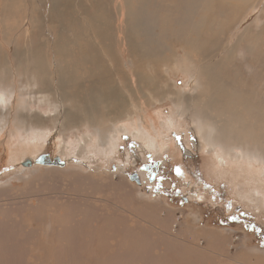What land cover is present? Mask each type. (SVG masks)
Instances as JSON below:
<instances>
[{
    "label": "rangeland",
    "instance_id": "374dc122",
    "mask_svg": "<svg viewBox=\"0 0 264 264\" xmlns=\"http://www.w3.org/2000/svg\"><path fill=\"white\" fill-rule=\"evenodd\" d=\"M26 1L17 0V17H21L17 44L21 41V45H26L29 35V18L33 21L39 11L37 15L47 18L48 0H33L36 13ZM152 1L155 5L156 0ZM210 2L213 25L197 35L209 39L213 32L221 33L215 50L209 53L211 60L222 55L220 48H226L237 66L240 64L237 77L244 80L252 70L254 88L264 94V0ZM184 7H188V0H163L159 12L164 20L174 19L177 10ZM11 17L12 13L5 15L4 31L10 27ZM42 25L36 42H44L41 54L45 69L50 70L53 57L49 53L62 46L63 37L60 30L53 32ZM247 26L256 30L246 32ZM174 31L167 26L166 33ZM162 41L175 52L174 56L167 50L165 61L156 66L144 64L142 69H158L160 84L168 85L170 91L191 92L195 80L189 73L190 64L183 59H197L198 52L182 45L176 36H162ZM119 44H115L118 52ZM248 45L252 48L247 54ZM248 55L249 62H243ZM174 57L183 62L176 63ZM128 59L131 68V56ZM75 74L77 79L82 76L81 71ZM25 75L19 70L15 80L10 73L7 76V71L0 72V84L16 82L20 99L0 91L6 102L0 105V264H264L263 161L237 158L220 162L216 154L219 146L210 150L198 122L187 113L180 114L168 96H151L130 104L125 115L103 116L96 131L77 126L61 133V114L37 92L36 78ZM259 93L252 100L255 107L263 109ZM76 98L72 95V100ZM51 110L59 115L53 123L48 121ZM41 117L45 119L38 126L44 136L36 139L27 123L40 121ZM101 131L108 134L104 140L100 139ZM41 154L61 158L64 164L56 167L34 163ZM27 160L31 164L24 166ZM144 163L158 165L153 179L142 170ZM139 202L146 203L143 209L153 205L158 210L144 215ZM167 213H172L171 221L175 218L193 230H213L227 242L208 246L211 238L181 235L187 241L165 245L163 233L178 230L176 224L168 227L158 219ZM194 241L207 247L204 254L190 250ZM228 242L237 249L227 246ZM174 250L178 253L166 254Z\"/></svg>",
    "mask_w": 264,
    "mask_h": 264
},
{
    "label": "bare ground",
    "instance_id": "6f19581e",
    "mask_svg": "<svg viewBox=\"0 0 264 264\" xmlns=\"http://www.w3.org/2000/svg\"><path fill=\"white\" fill-rule=\"evenodd\" d=\"M239 1L247 3V0ZM46 2H48L45 15L47 18L42 17L43 14L42 16L37 15L40 11L33 16V21L29 18L31 24L27 28L29 35L26 38V45H21V41L17 44V23H21V17H17V0L0 1V46H2L0 48V72L7 71V76L10 73L15 80L19 70L26 74L25 77L28 79L36 78L37 92H40L48 105H51V108L54 107L53 109H56L62 116L60 117V128H58L61 133L70 127L77 126L89 127L96 131L103 116H120L127 113L130 104L146 101L151 96L158 99L168 96L175 106H178L180 114L187 113L189 118L192 117L198 122V127L206 135L210 150L219 146V152L215 153L219 156L220 162L222 159L232 161L237 158L246 159L247 162L248 160L264 162V143H262L264 103H260L263 109L255 107L253 103L252 97L260 90L254 88L252 70L250 75L247 74L250 77L244 80L237 77L240 64L237 66V62L232 59L231 52L226 48H220L223 51L222 55L211 60L213 58L209 53L215 50L221 33L213 32L209 39L205 36L199 39L197 35L208 29L211 24L213 25L212 17L209 15L210 0H188V7H184V10H177L179 13L174 19L165 20L159 12L163 0H156L155 5H152L154 3L152 0H48ZM26 3L32 13L37 12L35 1L27 0ZM90 9L92 12L89 11ZM9 13H12L11 24L10 27L8 26L9 30L4 31V18ZM42 24L53 32L60 30L63 37L62 46L55 47L49 53L53 57L50 70L45 69L43 53L41 54L44 51V42L41 40L36 42V38L41 34ZM167 26L173 27L175 31L171 34L166 33ZM250 29L256 30L253 26H247L244 30L247 32ZM194 34L197 35L196 38ZM162 36L163 39L166 36H176L183 43L182 45L189 49L193 47L198 52L197 59L181 58L190 64L191 72L189 73L195 80L192 87L190 86L192 91L189 93H183L179 89L170 91L168 85H161L160 78L156 75L158 69L152 72L142 69L144 64L151 63L152 66H156L157 63L165 61L164 52L167 50L172 53L171 57L174 56L175 52L170 48L167 49ZM117 41L120 43L119 46L121 45L119 52L115 49L118 46H115ZM6 45L10 48H6ZM246 48L247 54L248 51L251 52L250 45ZM184 54L187 53L184 52ZM129 56L132 59L131 68L128 62L130 61ZM180 57L181 55L179 59ZM247 58L243 57V62H249L250 55ZM168 59L171 60V58ZM174 59L176 63L183 62L175 57ZM76 71H81L80 79L76 78ZM15 84L16 82L9 85L4 81L3 86L0 84V91H3L1 93L9 98L14 96L20 102ZM172 87L175 89L174 85ZM259 94L262 95L260 99L264 102V94L262 92ZM72 95L77 98L72 100ZM3 103H6L5 99L0 97V105ZM11 108L14 109L13 111L17 109L13 105ZM49 115L50 123L58 121L59 115L55 113V110H51ZM43 119L45 117H41L40 121L29 120L27 123L36 139L37 136L40 139L44 136L38 126L43 123ZM105 136L107 137L108 134L102 132L100 139L104 140ZM142 136L145 135L142 133ZM86 139L87 137L83 138V142ZM151 143L153 142H148V144ZM139 204L142 206L140 212L143 211L144 215L158 210L153 205L143 209L146 203L139 202ZM171 214L167 213L164 218L158 217L160 220L163 219L162 221L166 222L168 227L175 224V227H178V230L174 229L173 232H162V236L166 239L164 240L165 245L166 242L180 245L183 241H187L180 237L181 235H192L194 238L203 235L211 238L212 242L209 241L208 246L226 241V238L221 236L222 234L214 233L213 230L212 232L209 229L208 231L207 229L206 231L205 229L193 230L175 218L171 221ZM228 245L233 248L237 247L229 242ZM189 248L203 253L206 252L207 247H202L194 241L191 242ZM165 249L168 250L166 247L163 250ZM181 249L185 250L183 247ZM174 251L166 252V254L178 253V250ZM186 258L190 259L187 255ZM164 260L167 259L164 258ZM168 260L171 259L168 258ZM190 260L194 261L192 257Z\"/></svg>",
    "mask_w": 264,
    "mask_h": 264
},
{
    "label": "water",
    "instance_id": "95a60500",
    "mask_svg": "<svg viewBox=\"0 0 264 264\" xmlns=\"http://www.w3.org/2000/svg\"><path fill=\"white\" fill-rule=\"evenodd\" d=\"M33 162L36 164L58 166V167H61L64 164V161H62L58 157L51 159L46 154H41V155L37 156ZM30 164H31V161H29V160L23 162L24 166H29Z\"/></svg>",
    "mask_w": 264,
    "mask_h": 264
},
{
    "label": "flooded vegetation",
    "instance_id": "af4514ba",
    "mask_svg": "<svg viewBox=\"0 0 264 264\" xmlns=\"http://www.w3.org/2000/svg\"><path fill=\"white\" fill-rule=\"evenodd\" d=\"M144 172L148 173V175L150 176V178H154L155 177V170L158 168V165L156 163H144V165H142Z\"/></svg>",
    "mask_w": 264,
    "mask_h": 264
},
{
    "label": "snow or ice",
    "instance_id": "6c2138e0",
    "mask_svg": "<svg viewBox=\"0 0 264 264\" xmlns=\"http://www.w3.org/2000/svg\"><path fill=\"white\" fill-rule=\"evenodd\" d=\"M179 171V170H178Z\"/></svg>",
    "mask_w": 264,
    "mask_h": 264
}]
</instances>
